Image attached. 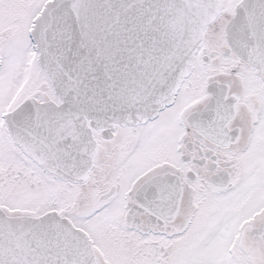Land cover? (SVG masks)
Returning <instances> with one entry per match:
<instances>
[{
  "label": "snow or ice",
  "instance_id": "snow-or-ice-1",
  "mask_svg": "<svg viewBox=\"0 0 264 264\" xmlns=\"http://www.w3.org/2000/svg\"><path fill=\"white\" fill-rule=\"evenodd\" d=\"M0 264H264V0H0Z\"/></svg>",
  "mask_w": 264,
  "mask_h": 264
}]
</instances>
